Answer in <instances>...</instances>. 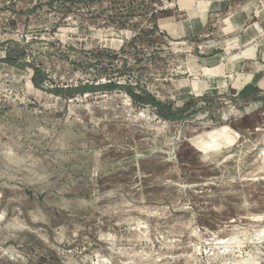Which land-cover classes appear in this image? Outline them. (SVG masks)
<instances>
[{"label": "rangeland", "instance_id": "374dc122", "mask_svg": "<svg viewBox=\"0 0 264 264\" xmlns=\"http://www.w3.org/2000/svg\"><path fill=\"white\" fill-rule=\"evenodd\" d=\"M220 1L0 0V264H264Z\"/></svg>", "mask_w": 264, "mask_h": 264}, {"label": "crops", "instance_id": "0c3cea01", "mask_svg": "<svg viewBox=\"0 0 264 264\" xmlns=\"http://www.w3.org/2000/svg\"><path fill=\"white\" fill-rule=\"evenodd\" d=\"M255 2H219L221 16L225 17L221 50L230 53L227 69L232 70L235 79L231 89L235 91L236 104L226 111H247L241 115L242 125L264 117V11L255 10Z\"/></svg>", "mask_w": 264, "mask_h": 264}, {"label": "trees", "instance_id": "16d2710c", "mask_svg": "<svg viewBox=\"0 0 264 264\" xmlns=\"http://www.w3.org/2000/svg\"><path fill=\"white\" fill-rule=\"evenodd\" d=\"M36 78H39V80H40V82H41V81L43 80L44 77H42V76L40 77L39 74H38L37 72H35V73H34V79H33V81H37ZM111 87H112V85H111ZM85 89H87V88H85ZM91 89L93 90V88H90V90H91ZM82 90H83V88H82ZM57 92H58V91H57ZM57 92H56V93H57ZM58 93H59V92H58ZM130 96H131V98H133L134 100H140V101H142V99H140V98H138V97H136V96H134V95H130ZM151 100H152V99H151ZM157 105H158V104H157ZM160 114H161V113H160ZM167 117H169V116H167Z\"/></svg>", "mask_w": 264, "mask_h": 264}, {"label": "bare ground", "instance_id": "6f19581e", "mask_svg": "<svg viewBox=\"0 0 264 264\" xmlns=\"http://www.w3.org/2000/svg\"><path fill=\"white\" fill-rule=\"evenodd\" d=\"M262 233V232H261ZM262 236V235H261ZM264 236V235H263Z\"/></svg>", "mask_w": 264, "mask_h": 264}]
</instances>
